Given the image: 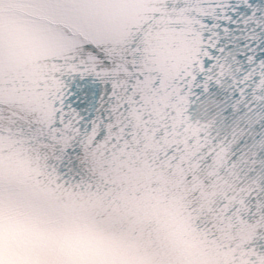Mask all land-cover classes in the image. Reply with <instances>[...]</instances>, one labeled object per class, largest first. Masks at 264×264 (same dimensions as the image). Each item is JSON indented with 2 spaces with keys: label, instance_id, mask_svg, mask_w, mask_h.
<instances>
[{
  "label": "snow or ice",
  "instance_id": "obj_1",
  "mask_svg": "<svg viewBox=\"0 0 264 264\" xmlns=\"http://www.w3.org/2000/svg\"><path fill=\"white\" fill-rule=\"evenodd\" d=\"M0 264H264V0H0Z\"/></svg>",
  "mask_w": 264,
  "mask_h": 264
}]
</instances>
